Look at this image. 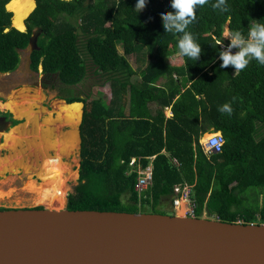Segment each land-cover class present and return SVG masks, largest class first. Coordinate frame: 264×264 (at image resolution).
I'll return each instance as SVG.
<instances>
[{"label":"trees","instance_id":"trees-1","mask_svg":"<svg viewBox=\"0 0 264 264\" xmlns=\"http://www.w3.org/2000/svg\"><path fill=\"white\" fill-rule=\"evenodd\" d=\"M9 1L0 0V73L16 69L34 34L29 68H41L42 88L82 104L78 178L66 209L144 213L172 201L174 186L191 185L196 218L205 212L249 224L264 216V195L261 205L258 193L246 195L264 189V65L252 59L241 70L221 68L218 44L225 27L248 44L252 19L264 23V0H226V12L212 7L216 0L197 5L185 29L200 45L197 60L179 55L182 32L162 28L160 10L175 11L170 0H146L136 13L135 0H34L22 32L11 26ZM173 54L180 65L166 62ZM106 83L108 99L92 92ZM225 104L230 111H221ZM206 132L222 135L220 153H203ZM136 157L143 166L153 157L151 185L139 194L128 165Z\"/></svg>","mask_w":264,"mask_h":264},{"label":"water","instance_id":"water-1","mask_svg":"<svg viewBox=\"0 0 264 264\" xmlns=\"http://www.w3.org/2000/svg\"><path fill=\"white\" fill-rule=\"evenodd\" d=\"M65 206L0 210V264H264V224Z\"/></svg>","mask_w":264,"mask_h":264},{"label":"rangeland","instance_id":"rangeland-1","mask_svg":"<svg viewBox=\"0 0 264 264\" xmlns=\"http://www.w3.org/2000/svg\"><path fill=\"white\" fill-rule=\"evenodd\" d=\"M5 9L7 10L6 5ZM24 30L25 29L18 31L22 32ZM227 33L228 31L225 27L222 37L225 38L224 40L228 39L226 42L228 41L229 44L232 38L229 37ZM246 46L247 44L244 45V47ZM18 54L19 62L16 69L13 72L0 73V97L2 96L5 100L3 105L0 104V110H10V108L13 107V104L19 105L26 103L19 96L20 93L25 91L30 92L31 95L36 91L39 93L41 99L36 101L37 106H32L31 114L33 121L28 123L27 119L24 118L22 123L9 129L4 135L5 143L8 144V150L3 158H0V207L34 208L42 206L48 209L60 210L65 206L67 195L73 192V189L77 184L79 142H77L75 148L69 151L70 153L68 152L67 155L60 157V161L63 163L64 167L68 169V173H66L61 180V182L64 183V195L61 197L62 201H60L59 205H52L48 199L54 195H59V191L55 185L46 188V181H43V178L41 177L46 176V174L43 172L41 173L40 170L45 167L47 156L54 157L55 153H59L62 146L63 134L72 131V128L66 124H62L60 122L62 119L57 116L56 111L52 108L54 102H62L56 97L57 92L42 88V82L40 85V79L43 77L41 74V68L38 67V71L36 73L30 70L29 48L27 47L24 50H20ZM129 62L132 68L137 71L142 67V63L134 59L133 56L129 58ZM166 62L170 65H180L181 58L177 54H173L166 58ZM162 82L163 78H160L154 83L156 85H161ZM97 91L103 93L106 99L110 96L107 83L103 86H98L96 90H93L92 92L95 94ZM80 109L82 110V108ZM164 115L166 117L169 116L168 109L164 111ZM14 116L18 117L17 114H14ZM21 134L22 136H20ZM212 134H214V132L203 133L199 139L200 145L202 146L206 139ZM260 136L264 137V129H262ZM39 172L40 175L38 174ZM42 188L46 190L44 192H35L36 194L33 193L34 190H42ZM254 193H258L257 202L258 205H261L264 189L249 188L246 190V195L250 197ZM35 195L40 200H36ZM123 201L126 202V198H124ZM141 211H144L145 213L162 212L170 215L177 214L179 216H183V212L182 214L179 212L176 213L173 209L170 198L162 201V203H160V205L153 210L145 208L143 210H139V212ZM201 218L208 219L212 217H209L205 212H203Z\"/></svg>","mask_w":264,"mask_h":264},{"label":"clouds","instance_id":"clouds-1","mask_svg":"<svg viewBox=\"0 0 264 264\" xmlns=\"http://www.w3.org/2000/svg\"><path fill=\"white\" fill-rule=\"evenodd\" d=\"M207 0H170V7L174 12H167L161 9L162 28L165 32H182L183 35L177 41L179 55L181 57H189L197 60L200 55V45L196 43L190 32L185 31L186 27L195 17L197 5H203ZM146 0H135L133 10L136 12L142 10ZM213 8H218L221 12L228 11L226 0H216L212 5ZM223 34V33H222ZM233 36L229 47L243 43L240 38L239 30L228 32L227 35ZM248 35L253 38V42L247 44L235 54H229L228 51L220 53V67L232 66L235 70L244 69L250 60L255 59L258 64L264 65V23L260 20L252 19L251 27ZM221 41H218L220 43ZM221 111H230L227 104L223 105ZM170 113V112H169ZM171 116V114H170ZM169 116V117H170Z\"/></svg>","mask_w":264,"mask_h":264},{"label":"bare ground","instance_id":"bare-ground-1","mask_svg":"<svg viewBox=\"0 0 264 264\" xmlns=\"http://www.w3.org/2000/svg\"><path fill=\"white\" fill-rule=\"evenodd\" d=\"M33 7H34L33 0H10L6 4V8L8 11L12 12L13 14L12 26L18 30H23L24 28L22 21L28 15V13H30ZM19 96L26 103H22L19 105L13 104V107L10 106L11 108L10 107L9 108L13 113L15 112L14 114H17L18 117H23L27 119L28 123H30L31 121H33V117L31 114L32 106H37L36 101H39L41 99L39 93L35 91L31 95L30 92L25 91L20 93ZM52 108L56 111L57 116L62 119L60 122L72 128V131L63 134L62 146L59 150V153H55L54 157L47 156V160L45 161V167H43V169L40 170L41 173L43 172L46 174V176H41L43 178V181H46V188L55 185L57 186V189L59 191V195H54L52 197H49L48 199L49 202L52 205H59L60 201H62L61 197L64 195V191H63L64 183H62L61 180L63 179L64 175L68 173V169L65 168L63 163L60 161V157L67 155L69 151L75 148L78 142L76 127L80 120L81 105L79 103L65 105L63 102L56 101L53 103ZM20 136H22V134ZM38 174L40 175V172ZM45 190L46 189L42 188V190H34L33 193L36 194L35 192H44ZM35 198L36 200L38 199L36 195ZM182 212L183 210L179 209V213L182 214Z\"/></svg>","mask_w":264,"mask_h":264},{"label":"built area","instance_id":"built-area-1","mask_svg":"<svg viewBox=\"0 0 264 264\" xmlns=\"http://www.w3.org/2000/svg\"><path fill=\"white\" fill-rule=\"evenodd\" d=\"M229 37L230 34H229ZM223 38V37H222ZM233 38V37H231ZM225 38L222 39L220 43H218L222 49V52L228 51V53L235 54L238 51H240L243 45V43L239 45H235L232 47H229L231 42L224 40ZM247 42H253V38L249 36L247 39ZM170 116V113H169ZM167 116V117H169ZM224 143V138L222 135L218 133L212 134L202 145V150L205 155H210V154H217L221 152L222 146ZM153 157H148L147 161L148 163L146 165L141 164V158L136 157V158H131L129 161V167L130 171L129 172H134L136 174V180L134 184V190L139 194L142 191L146 190L148 186L151 185L152 182V165H151V160ZM173 164H177L175 159H172ZM174 198L171 201V206L173 209L178 213L179 209H183V216L185 217H195L194 215V205L190 199V194H191V185H176L174 186ZM258 221L253 222L255 224H264V216L260 217L259 215L257 216Z\"/></svg>","mask_w":264,"mask_h":264},{"label":"flooded vegetation","instance_id":"flooded-vegetation-1","mask_svg":"<svg viewBox=\"0 0 264 264\" xmlns=\"http://www.w3.org/2000/svg\"><path fill=\"white\" fill-rule=\"evenodd\" d=\"M42 81H43V77L40 79V85ZM4 101H5L4 98L1 96L0 104L3 105ZM23 120L24 118L15 117L14 114L9 109L0 110V158H3V156L8 150V144L5 143L4 135L8 132L9 129L22 123Z\"/></svg>","mask_w":264,"mask_h":264},{"label":"crops","instance_id":"crops-1","mask_svg":"<svg viewBox=\"0 0 264 264\" xmlns=\"http://www.w3.org/2000/svg\"><path fill=\"white\" fill-rule=\"evenodd\" d=\"M18 118V117H17ZM179 212V211H178Z\"/></svg>","mask_w":264,"mask_h":264}]
</instances>
